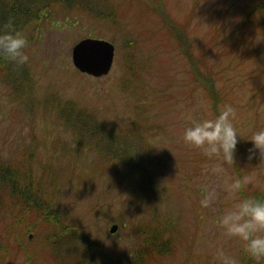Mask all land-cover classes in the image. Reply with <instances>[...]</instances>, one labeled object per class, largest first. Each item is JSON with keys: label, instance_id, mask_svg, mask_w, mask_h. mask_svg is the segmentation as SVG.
Returning a JSON list of instances; mask_svg holds the SVG:
<instances>
[{"label": "rangeland", "instance_id": "1", "mask_svg": "<svg viewBox=\"0 0 264 264\" xmlns=\"http://www.w3.org/2000/svg\"><path fill=\"white\" fill-rule=\"evenodd\" d=\"M131 2L96 0L83 7L52 3L25 30L29 80L16 84L0 71V156L15 159L19 147L32 143L34 132L40 140L34 175L42 174L40 163L52 160V168L66 182L57 207L76 229L72 249L68 243L52 257L45 248L32 264H74L90 240H96L111 260L123 257L138 246L137 230L153 213L174 222L176 253L152 264H203L197 256L213 260L218 247L241 264V242L224 235L218 216L234 202L222 190L225 182L250 176L253 182L242 194L264 196V166L259 164L258 150L248 158L252 141L247 139L264 129V8L244 21L245 14L264 0H151L161 3L170 25L183 26L186 34L180 42L173 34L165 35L156 13ZM90 36L108 39L116 47L112 67L103 76L80 72L71 61L72 45ZM126 50L133 57L124 56ZM194 62L201 70L209 69L218 88L221 100L215 110L200 81L192 78ZM56 96L94 111L98 120L119 132L127 125L131 133L141 127L148 130V154L134 147L137 141L131 136L136 134L127 133V138L132 142L131 155H146L158 184V200L150 206L134 196L141 195L140 189L136 180L122 182L127 170L122 161L115 163V153L93 144L78 152L73 132L58 123V109L50 106ZM226 107L233 109L230 119L242 137L238 136L234 165L225 166L218 177L211 172L218 161L209 160L182 137L192 121L214 120ZM56 139L60 142L54 146ZM72 147L75 150L69 151ZM99 163L103 166L95 173ZM73 165V174L67 173ZM211 186L217 187L219 199L204 208L201 200ZM9 220L7 213H0V226ZM112 223L117 224L114 232L109 231ZM33 245L38 249L43 241ZM26 258L20 252L14 264Z\"/></svg>", "mask_w": 264, "mask_h": 264}, {"label": "trees", "instance_id": "2", "mask_svg": "<svg viewBox=\"0 0 264 264\" xmlns=\"http://www.w3.org/2000/svg\"><path fill=\"white\" fill-rule=\"evenodd\" d=\"M94 1L96 0H0V28H4L11 22L13 27L25 36L27 40L26 52L29 44V39L25 33L26 27L40 15H44L42 10L55 2H62L68 7L72 5L83 7L89 5L88 3H94ZM136 1L144 10L159 16L162 22L161 28L165 29V35L169 37L173 34L174 40L184 41L183 38H185L186 33L183 26H174L173 22L171 25L168 23L169 18L162 11L161 3L153 4L151 0ZM127 4H133V2L129 0ZM263 8L264 4L253 6L245 14L244 21L258 14ZM97 13L100 15V11ZM168 28L171 30L170 33L167 31ZM168 44L166 42V45ZM125 53L124 56L128 54L133 57L134 55L128 50ZM135 65L129 69H133ZM193 69L195 72L192 76L193 80L200 81L201 86L210 96L211 108L215 110L218 101L221 99L218 88L213 85L209 69L201 70L197 67L196 62L193 63ZM0 71H4L9 80L16 84L28 81V77L31 75L25 63L17 64L3 58H0ZM196 74L200 78H197ZM30 86L31 84L25 85L24 88ZM21 87H23V83ZM16 97H19V93L16 94ZM50 106L52 109H58V123L67 126L66 128L73 132L79 153H82V149L91 144L101 146L102 150L108 154L115 153V163L118 164L122 161L127 170L123 175L122 182L124 181L126 184L131 180H136L135 183L140 189L141 195L135 194L134 196L143 201L144 205L150 206L159 199L158 184L153 180V171L150 170L145 161V154H148L147 150H150V145L146 141L148 130L141 127L138 131L131 133L130 126L127 125L125 127L128 129L119 132L98 120L94 111H87L71 100L61 102L57 96L53 98ZM127 133L136 134V137H131L133 141H137L133 144L134 147L145 152V154H141V157L136 158L131 155L132 142L127 138ZM30 141L32 142L30 145L18 148V156L15 159H5L0 156V213L4 212L10 216L8 223L0 226V264H3L5 260L9 261V263L6 262L7 264H14L20 252L27 256L21 264L26 262L32 264L45 248L47 253L51 252L52 257L58 256L66 244L72 241L71 239L76 233V229L71 228L73 226L65 222L62 209L57 207L60 199L59 190L66 182L60 179L59 171L57 172L55 168H52L50 158L46 162L40 163L42 174L38 178L35 177L37 148L40 140L32 132ZM59 142L57 140L54 146ZM68 150L73 151L75 148H68ZM102 166L103 163L97 164L93 171L96 173ZM74 167L75 165L71 168L69 166L67 173L73 174ZM88 177L90 179L91 175ZM157 215L153 213L145 225L139 226L137 232L141 239L138 241V246L124 254L123 257H115L114 260H111L105 250L103 251L96 245V240H90L80 251L79 258H75L77 262L74 264H152L153 260H157L165 254L175 256V238L172 234L174 222L172 221L171 224L165 217L160 215L157 217ZM43 235L45 240H40L43 239ZM81 238L86 240L83 235ZM12 239H14V244L11 243ZM40 241H43V246L34 249L36 246L33 243ZM71 245L72 243L68 248ZM72 248L73 246L69 249ZM95 254H98L99 257H96ZM197 257L198 262L212 264L211 259L201 260L200 256ZM240 260L241 264H253L244 252L241 254Z\"/></svg>", "mask_w": 264, "mask_h": 264}, {"label": "clouds", "instance_id": "3", "mask_svg": "<svg viewBox=\"0 0 264 264\" xmlns=\"http://www.w3.org/2000/svg\"><path fill=\"white\" fill-rule=\"evenodd\" d=\"M26 46L25 36L11 22L0 28V58L24 64L28 60ZM232 112L231 107H226L214 120H194L182 137L186 144L201 149L209 160L218 161L211 167L212 174L218 177L225 172V166L234 165L238 136L242 137L230 119ZM247 139L252 141L248 158L252 159L258 150L259 164L264 166V129L253 132ZM252 182V177L245 176L222 185V190L232 196L234 202L218 216V227L226 237L241 242L243 252L253 264H264V196L242 194ZM218 199L217 187L211 186L205 191L201 206L209 208ZM212 264H238V260L218 247Z\"/></svg>", "mask_w": 264, "mask_h": 264}, {"label": "water", "instance_id": "4", "mask_svg": "<svg viewBox=\"0 0 264 264\" xmlns=\"http://www.w3.org/2000/svg\"><path fill=\"white\" fill-rule=\"evenodd\" d=\"M115 53L114 44L103 38L84 37L71 47V60L73 65L81 72L94 76H102L109 72ZM117 229L112 223L110 232Z\"/></svg>", "mask_w": 264, "mask_h": 264}]
</instances>
